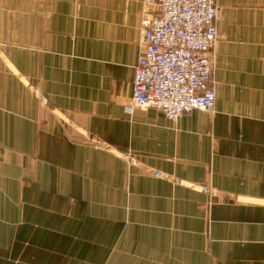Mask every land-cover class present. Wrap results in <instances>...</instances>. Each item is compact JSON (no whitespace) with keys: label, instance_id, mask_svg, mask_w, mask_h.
Here are the masks:
<instances>
[{"label":"crops","instance_id":"obj_1","mask_svg":"<svg viewBox=\"0 0 264 264\" xmlns=\"http://www.w3.org/2000/svg\"><path fill=\"white\" fill-rule=\"evenodd\" d=\"M215 3L173 121L126 110L143 0H0V264H264V0Z\"/></svg>","mask_w":264,"mask_h":264},{"label":"built area","instance_id":"obj_2","mask_svg":"<svg viewBox=\"0 0 264 264\" xmlns=\"http://www.w3.org/2000/svg\"><path fill=\"white\" fill-rule=\"evenodd\" d=\"M216 0H143L139 58L126 110L156 108L170 120L211 110ZM156 6V10L150 9Z\"/></svg>","mask_w":264,"mask_h":264}]
</instances>
